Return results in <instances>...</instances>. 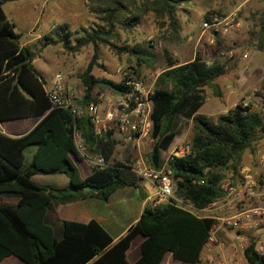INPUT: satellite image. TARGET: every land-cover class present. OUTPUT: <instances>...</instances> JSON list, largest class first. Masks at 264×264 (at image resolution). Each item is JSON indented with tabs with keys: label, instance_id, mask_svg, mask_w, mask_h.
<instances>
[{
	"label": "trees",
	"instance_id": "16d2710c",
	"mask_svg": "<svg viewBox=\"0 0 264 264\" xmlns=\"http://www.w3.org/2000/svg\"><path fill=\"white\" fill-rule=\"evenodd\" d=\"M7 1L14 0H0V120L31 115L39 119L20 135L0 132V260L14 255L23 264H163V256L169 252L173 259L197 263L212 220L171 203L144 205L137 219L115 241L92 219L47 220L53 200L82 199L90 193L107 200L117 189L135 186L142 179L131 171L128 160L114 159L117 140L113 128L97 136L87 116L72 118L67 111L50 106L43 77L32 65L33 53L29 47L19 45L13 22L2 10ZM88 1L94 4L88 10L100 14V25L81 27L79 32L60 23L39 38V47L60 44L69 53L91 45V56L78 74L84 90L78 99L81 104L96 103L91 95L94 86L114 94L126 90L122 79L115 82L91 73L93 65L99 66L98 45L107 46L117 56L125 53L132 57V73L137 75L136 68L153 59L154 52L147 44H116V28L130 30L150 11L156 25L168 29L169 40H179L176 9L188 0ZM249 18L257 27L254 38L258 47L264 49V9L250 13ZM72 33L77 36L71 45ZM162 55L165 66L156 74L148 95L151 127L147 161L152 166L161 164V152L179 134V120H189V149L170 160V180L176 196L194 207H203L222 195L219 182L225 171L241 177L238 170L242 153L253 154L255 144L264 138L262 116L249 105L238 103L213 120L199 113L206 95L204 87L219 85L226 73L224 64L218 60L206 63L197 50L181 63L165 48ZM73 128L82 136L88 154L98 152L104 157L105 167L79 176L72 162L80 159L73 145ZM30 144L36 149L22 165L24 148ZM55 173L68 178L66 187L47 189L30 179L33 174ZM84 186L90 189L84 190ZM139 236V255L130 262L126 252ZM243 257L246 264H264V255L256 250L253 239L244 247Z\"/></svg>",
	"mask_w": 264,
	"mask_h": 264
},
{
	"label": "rangeland",
	"instance_id": "374dc122",
	"mask_svg": "<svg viewBox=\"0 0 264 264\" xmlns=\"http://www.w3.org/2000/svg\"><path fill=\"white\" fill-rule=\"evenodd\" d=\"M190 1L191 2H185V4L190 8H194L192 7L194 5L201 6L203 8L206 7L204 13L202 14V17L207 13H214L218 17H223L226 16L227 12H229L230 9H232L240 0ZM185 4H180L177 7V15L185 16V13L182 10L184 7L182 5ZM90 5L92 7L94 6V4H90L88 0H14L5 2L2 5V10L7 19L13 22L14 31L20 34L22 43H26V45H24L30 48L33 55L39 54V56H36L35 58L36 67L40 68L43 71H47V65L44 62V57L47 56V51H55L54 46H60V44L51 45V47H49V50L47 49V47H39L40 36L48 33L53 26L48 31H46L45 29L40 28L37 25H40V23H43L44 21L55 22L63 19L69 23L70 28H68L71 31L77 30L79 32L81 27H95L96 25H100L102 23L100 20V14L97 12H90L88 10V7ZM262 9H264V0H248L244 3L242 8L240 7L239 10L235 12L234 16L235 18H239L241 13H253ZM151 13L152 12L148 11L143 16H141L138 19L136 26L132 27L130 30H122L120 28H116V31L120 30V33L118 34V39L114 40V42H116V44L118 45H127L125 44V42H128V46H131L134 43H142L151 46V50L154 52V58L142 62L140 67L136 68L137 75H134L142 79L150 88L153 87V82L156 74L165 66L164 58L162 55L163 48L168 47L170 50L174 51L176 57H178L180 60L188 58V56L191 54V51H195L199 48V45L194 48L191 40H186V37L190 34L185 35L182 39L180 38L176 41L169 40L168 29L166 28V26H157ZM188 20L189 22L194 23V21L190 18ZM150 26H152L151 29ZM180 31L181 28L179 32ZM205 34L206 32H204V35ZM76 36L77 33H72L70 35L69 44H74ZM217 40L219 44L216 48L217 50L215 53V57H217L216 60L224 64V69L226 71L225 77L223 76L220 79L219 85L214 86V84H211L204 87V93L206 95L204 97V102L199 108L198 112L213 120L217 114L224 113L227 109H229L230 106L229 104H227V100H225V102L223 100V95L225 92L224 85L225 83H227L228 79H236L237 76H235V73H237L238 70H241L245 82L247 83V88L245 89L246 94L245 96H243V98L252 93L250 107L251 109L260 113L263 118L264 124V74L263 72H259L257 69L248 70L244 63L241 65V63L244 62L246 58L241 57L242 60L240 59V56H242V53L244 52L249 53L253 50L254 52L255 50H257L260 51V53H264V49H260L258 47L257 41L255 40L254 36L252 38L244 39L243 41L235 42L234 44L232 43V41H228L226 38H221L220 36L217 37ZM229 50L233 51V54L229 57L219 54V52L221 51L225 52ZM91 51L92 49L90 44L82 46L78 51L73 53H69L63 50V56L61 60H57L56 64L51 63V61L48 60L47 64L52 65V68H55V71L67 69V76L64 77L65 83L69 86H75L81 89L82 85L78 78V74L84 69L86 63L88 62L91 56ZM168 52L170 55L172 54L170 51ZM97 53V63L99 64V66L93 65L91 69V73L95 77L108 78L116 82L122 79V73L126 71V69L133 70V58L125 53H121L117 56L105 45H98ZM51 54L53 57L54 52H51ZM108 55L113 59L112 64L107 59ZM257 74H259L260 76L258 77ZM104 89L105 88L94 86L91 90V94H93L95 91H98L99 93ZM104 91L109 93V90ZM218 95H220L221 97L219 100L216 99V96ZM93 96L96 98V102L100 99L97 95ZM108 97L109 96H101V98L104 99L105 102L107 101ZM178 130L179 134L173 138L172 144L169 145V149L167 151L161 152L162 159H164L175 147L187 143L189 135L191 134L190 121L186 119H180ZM149 145L150 139L148 132L147 135H145V137H142L137 144H122L118 142L113 157L114 159L119 161L128 160L132 164L135 157L139 155L144 161H147V151L149 149ZM33 150V145L27 146L24 149V160L22 163L23 165H26L28 163ZM74 164L76 165V163ZM82 165H80V167H82ZM88 167L92 168L89 165ZM257 172L258 171L256 167H253L251 172L249 171L248 173L251 174L253 178L262 180V175L258 174ZM228 175L229 172L225 171L224 176ZM52 177L57 176L35 174L32 176L31 181L34 183L42 184L43 182H50V180H52L50 178ZM230 177L235 181L240 178V176ZM137 183L144 187L147 192L152 191L151 186L146 181L138 180ZM141 186H138L136 184L135 186L118 189L107 200L97 199L92 195V193H90L89 197L91 198V200H89L85 204V209L86 211L97 209L100 213L104 211L105 214L113 221H115L117 225L122 226L129 222V220H131V218L135 216L138 210L139 201L141 199L140 191L143 190ZM102 205H106V208H104ZM80 209L82 211L85 210L83 206ZM250 239H253L255 241L258 239V236L252 235L250 236ZM165 259L166 257L164 258V260ZM174 261L181 262L176 259ZM197 264L204 263L200 260L197 262Z\"/></svg>",
	"mask_w": 264,
	"mask_h": 264
},
{
	"label": "built area",
	"instance_id": "2783aa9c",
	"mask_svg": "<svg viewBox=\"0 0 264 264\" xmlns=\"http://www.w3.org/2000/svg\"><path fill=\"white\" fill-rule=\"evenodd\" d=\"M233 19V15L218 17L214 13H207L200 27L202 30L210 29L224 34L234 24ZM219 54L229 57L233 51H221ZM245 56L242 54V57ZM122 80L126 90L111 99V105L103 115L97 103H79L76 93L64 86L59 75H55L44 92L51 107L67 111L72 118L87 116L95 135L100 136L111 127L115 131L117 143L137 144L150 131L151 102L148 95L152 88L134 76L132 69L122 73ZM251 95L242 98L238 104L250 106ZM72 140L77 154L92 169L107 165L100 153H87L86 144L75 128ZM188 149V144L184 143L175 147L164 159L161 154L162 161L158 166H152L139 155L133 160L131 171L153 187L152 204L171 203L197 217L212 220L199 253V261L204 264H243V249L252 235L258 236L254 241L255 248L264 255V179H255L249 173H242L236 181L230 175L223 176L219 182L222 195L203 207H194L175 195L170 180V160L185 155Z\"/></svg>",
	"mask_w": 264,
	"mask_h": 264
},
{
	"label": "crops",
	"instance_id": "0c3cea01",
	"mask_svg": "<svg viewBox=\"0 0 264 264\" xmlns=\"http://www.w3.org/2000/svg\"><path fill=\"white\" fill-rule=\"evenodd\" d=\"M188 1L191 2L190 0H188ZM247 1L248 0H240L238 3L235 4V6L232 9H230L229 12H227V15H233L234 24L232 25V27L228 28L227 32L224 34H220L219 32H215V31H212L210 29H206V30L201 29L200 23H201L202 18L205 15L204 14L202 17V14L204 13V10L206 9V7L203 8L201 6H197V5L192 6L191 5L194 8H190L185 3H182V4H185V5H182V6H184L182 10L185 13V16L176 14V19H177L178 23L180 24V28H181V31L179 32L180 38L182 39L183 36L190 34L189 36L186 37V40H191V43L194 45V48H196L199 45V48L196 50L200 53L201 58L206 63H211L212 61H217L216 60L217 57H215V53L217 50L216 48H217V45L219 44L217 37L220 36L221 38H226L228 41H232L233 44L235 42L243 41L244 39H247V38H252L253 36L255 37V32L257 30V27H255L252 23V20H250V18H249L250 13H245V12L241 13L239 18H235V16H234L235 12L238 11L240 7L242 8L244 3ZM176 12H177V10H176ZM189 18L191 20H193L194 23L189 22V20H188ZM199 21H200V23H199ZM62 22L67 24L68 27L70 28L69 23L63 19L60 21H55V22L44 21L43 23H40V25L38 24L37 26L48 31L55 24L62 23ZM152 23H153V21H152ZM152 26H153V24H152ZM152 26H150V29L152 28ZM135 29H136V27H135ZM199 29H201V30H199ZM116 32L119 34L120 30H117ZM204 32H206L205 35H204ZM18 35H19V38H18L19 45L25 46L26 43H22V39H20V34L18 33ZM125 44L128 45V42H125ZM55 46H54L55 51H53V50L47 51V56L44 57V62L47 65V71H43L40 68L36 67L35 58H36V56H39V54L33 55L32 65H33V68L43 77V80H44L43 89H46L48 86H50V83L53 81V78L55 77V75H59L62 79V83L65 84L64 86L66 88L74 91L76 93V95L78 96V98H80V96L84 90L82 88L80 89L79 87L69 86L64 81V77L67 76V71H66L67 69L55 71V68H52L53 67L52 65L47 64L48 60H50L51 63L56 64L57 60L62 59L63 49L59 45H55ZM57 46H58V48H57ZM45 47H47V49L49 50V47H51V45L44 46L43 48H45ZM165 49H167V51H170L172 53L171 56L174 57L176 59V61L179 63L191 59L193 56V53H194V51H191V54L188 56V58L180 60L178 57H176L174 51L170 50L168 47H165ZM51 52H54L53 57H52ZM255 52H257V53H255ZM255 52L253 50L249 53L248 52L242 53V54L246 55L245 57H243L246 59L244 62L241 63V65L244 63V65L246 66V68L248 70L257 69L259 72H263V74H264V53H260V51H257V50H255ZM56 56H58V57H56ZM241 57L242 56H240V59L242 60ZM107 59L111 64L113 63V59L109 55L107 56ZM117 65H118V62H117ZM235 74H236L235 76H237V78L234 80H228L227 83H225V85H224L225 92L223 95V100H224V102H225V100H227V104H229L230 107L235 105L238 101H240V99L243 98V96H245V94H246L245 89L247 88V83L245 82V79L241 73V70H238L237 73H235ZM257 75H258V77L260 76L259 74H257ZM104 90H108V89H104ZM104 90H102L99 93H98V91H95L93 94H91L92 96L97 95L100 98L96 103H97V107H98V110H99L101 115H103L105 113V111L108 110V108L111 105V102H110L111 99L116 95V94L112 93L111 91H109V93H108ZM101 96H104V97L109 96V97L107 98V101L105 102L104 99L101 98ZM220 98H221L220 95L216 96L217 100H219ZM38 119H39V116L31 115V116H24V117L0 120V132L3 134H6L8 136L20 135V134L28 131L38 121ZM262 120H263V118H262ZM171 144H172V142L170 143V145ZM30 145L34 146V150H33V152H34L36 149V145L35 144H30ZM30 145H28V146H30ZM168 149H169V146L165 151H167ZM30 157H31V155H30ZM23 160H24V154H23ZM72 162L76 163L77 166L74 163L73 164L77 167V170H78L80 177L86 176L87 174H89L93 170L92 168L88 167V164L84 158L80 157V159H76V160L72 159ZM80 165H82V167H80ZM253 167H256V169L258 171L257 173L262 175V177H263L262 179H264V138L260 139L255 144L253 154H250L247 151H244L242 153V155L240 157V161H239L238 172L240 175L242 173H248L249 171L251 172ZM33 175H35V174H33ZM33 175L30 176V179L32 178ZM43 175H45V174H43ZM46 175H53V176L55 175L57 177L50 178V179H52V180H50V182H43L42 184L35 183V184L40 186V187L47 188V189H49V188H62V187H66L68 185V178L64 174L55 173V174H46ZM136 184L138 186H141V185H139V183L135 182V185ZM128 187H131V186H128ZM142 189L143 190L140 191L141 199L139 201L138 210H137L135 216H133V218H131V220H129V222H127L126 224H124L122 226L117 225L116 222L113 221L110 217H108L104 211L102 213H100L97 209L86 211L85 204L89 200H91V198L89 196H86L85 198H82V199H74V200H69V201L53 200L51 203L50 211L47 214V220L55 221L54 219L58 218V219H63V220L86 222V221L92 219L106 230V232L112 238V241H115L120 235H122L124 233L125 229L137 219V217L139 216L143 206L146 204H152L153 187L151 186V189H152L151 192H147L144 187H142ZM82 206L85 209L84 211H82L80 209ZM102 206L104 208H106V205H102ZM55 223H56V221H55ZM135 238H137V236ZM140 240H141V237L139 236L138 240L136 241L134 246L131 243L130 247L128 248V250L126 252V257L130 262L135 260L139 255V242H140ZM165 257H166V259L164 260L163 264H191V263H186V262H182V261L181 262L174 261L175 259H173L170 256L169 252H167L163 256V259ZM0 264H23V263L18 258H16L14 255H8V256L3 257L0 260ZM193 264H197V263H193ZM243 264H246L245 260H244Z\"/></svg>",
	"mask_w": 264,
	"mask_h": 264
},
{
	"label": "water",
	"instance_id": "95a60500",
	"mask_svg": "<svg viewBox=\"0 0 264 264\" xmlns=\"http://www.w3.org/2000/svg\"><path fill=\"white\" fill-rule=\"evenodd\" d=\"M84 190H89L90 189V187L89 186H84V188H83Z\"/></svg>",
	"mask_w": 264,
	"mask_h": 264
}]
</instances>
